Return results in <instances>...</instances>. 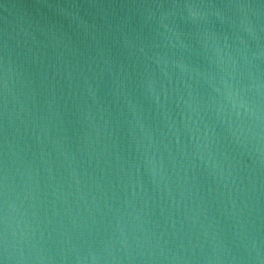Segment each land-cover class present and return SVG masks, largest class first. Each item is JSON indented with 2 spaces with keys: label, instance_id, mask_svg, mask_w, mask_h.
<instances>
[{
  "label": "water",
  "instance_id": "obj_1",
  "mask_svg": "<svg viewBox=\"0 0 264 264\" xmlns=\"http://www.w3.org/2000/svg\"><path fill=\"white\" fill-rule=\"evenodd\" d=\"M0 264H264V0H0Z\"/></svg>",
  "mask_w": 264,
  "mask_h": 264
}]
</instances>
